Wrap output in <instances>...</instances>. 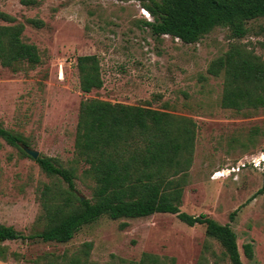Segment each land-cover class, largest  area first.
<instances>
[{"label":"rangeland","instance_id":"1","mask_svg":"<svg viewBox=\"0 0 264 264\" xmlns=\"http://www.w3.org/2000/svg\"><path fill=\"white\" fill-rule=\"evenodd\" d=\"M0 12L25 25L24 41L35 45L42 58L39 66L25 65L19 72L0 65L4 129L22 135L39 158L74 170L79 196L91 199L95 184L75 159L83 102L150 107L192 119L197 139L181 210L230 225L244 264H264V195H258L264 183V109L247 115L224 109V80L208 74L211 62L236 42L227 28H217L193 45L157 37L147 25L154 19L135 0H0ZM9 25L14 24L0 19V26ZM249 28L239 42L264 58V20ZM82 56L98 58L104 82L89 95L80 87L77 59ZM49 183L37 160L0 138V225L24 236L41 232L39 196ZM86 243L93 244L92 264L139 261L144 253L175 258L177 264H214L213 253L222 252L204 226L189 227L175 215L156 214L118 221L103 217L67 244L6 242L1 246L9 258L0 264H34L45 255L60 261L78 254ZM249 243L252 260L244 252Z\"/></svg>","mask_w":264,"mask_h":264},{"label":"trees","instance_id":"2","mask_svg":"<svg viewBox=\"0 0 264 264\" xmlns=\"http://www.w3.org/2000/svg\"><path fill=\"white\" fill-rule=\"evenodd\" d=\"M125 2L128 0H116ZM154 19L147 23L157 37L170 36L186 45L199 43L217 28H227L232 43L229 50L213 60L208 74L223 78L221 105L224 109L247 115L264 109V58L239 41L248 36L249 24L264 20V0H135ZM9 26H0V65L14 72L23 66L35 68L42 63L35 45L23 39L25 25L15 24L0 12ZM36 27L41 22L29 21ZM80 87L84 94L101 90L104 82L96 56L77 59ZM0 138L24 156L29 147L20 134L0 124ZM197 139V124L189 118L150 107L87 100L81 104L75 140V159L86 166L84 174L95 187L91 199L82 200L76 173L61 167L56 160L40 157L37 163L51 180L40 190L41 232L24 236L13 227L0 225V261L9 258L6 242L37 241L70 243L88 225L103 217L118 221L141 219L156 214L175 215L189 227L204 226L206 236L221 246V256L213 253L214 264H244L238 236L230 225L212 218L182 212L185 188L189 184ZM258 195H264V183ZM236 213L231 215L234 220ZM128 224H123L125 228ZM92 243L71 258L45 255L34 264H92ZM249 260L253 244L244 246ZM14 257L16 255L14 254ZM202 258V262H206ZM117 264H177L175 258L144 253L139 261L119 259ZM204 264V263H203Z\"/></svg>","mask_w":264,"mask_h":264},{"label":"water","instance_id":"3","mask_svg":"<svg viewBox=\"0 0 264 264\" xmlns=\"http://www.w3.org/2000/svg\"><path fill=\"white\" fill-rule=\"evenodd\" d=\"M25 152L27 153L28 156H30L31 158H33L34 160H38L39 159V152L29 148V147H24ZM82 200L84 201L85 198H82Z\"/></svg>","mask_w":264,"mask_h":264},{"label":"built area","instance_id":"4","mask_svg":"<svg viewBox=\"0 0 264 264\" xmlns=\"http://www.w3.org/2000/svg\"><path fill=\"white\" fill-rule=\"evenodd\" d=\"M263 162H264V160H263ZM261 163H262V161L260 160V161H259V164H261Z\"/></svg>","mask_w":264,"mask_h":264}]
</instances>
